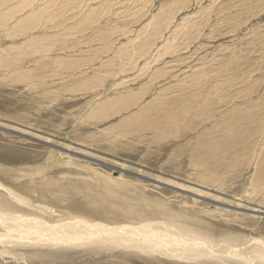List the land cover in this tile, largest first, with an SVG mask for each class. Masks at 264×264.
<instances>
[{
    "label": "rangeland",
    "instance_id": "rangeland-1",
    "mask_svg": "<svg viewBox=\"0 0 264 264\" xmlns=\"http://www.w3.org/2000/svg\"><path fill=\"white\" fill-rule=\"evenodd\" d=\"M0 128L69 151L0 130V192L48 224L264 241V0H0ZM8 240L0 264H211Z\"/></svg>",
    "mask_w": 264,
    "mask_h": 264
},
{
    "label": "bare ground",
    "instance_id": "bare-ground-1",
    "mask_svg": "<svg viewBox=\"0 0 264 264\" xmlns=\"http://www.w3.org/2000/svg\"><path fill=\"white\" fill-rule=\"evenodd\" d=\"M47 183L50 187L57 185V182ZM10 194V191L0 192V225L4 231L0 233V241L9 238L10 244L14 243L16 246L23 243L28 248L40 246L47 249H71L82 245L97 249L119 244L130 250H148L149 253L158 252L187 260L204 259L211 264H251L242 251L243 247L254 246L258 264H264L263 240L218 233L207 234L180 224H165L161 227L159 223L142 222L111 226L99 221L81 219L79 216L61 224H48L40 217L41 213H45L41 202L35 207L32 206L33 208L23 209L22 202L16 203V199H11ZM39 194L44 198L47 192L43 190ZM249 211L264 214L258 209ZM34 255L38 256L39 253Z\"/></svg>",
    "mask_w": 264,
    "mask_h": 264
},
{
    "label": "water",
    "instance_id": "water-1",
    "mask_svg": "<svg viewBox=\"0 0 264 264\" xmlns=\"http://www.w3.org/2000/svg\"><path fill=\"white\" fill-rule=\"evenodd\" d=\"M0 130L3 131V132H7V133H11V134L17 135V136L22 137V138H25V139H29V140H32V141L38 142V143H40V144H42V145H45V146L51 147V148H53V149H55V150H58V151H64V152L69 153V151L63 150V149H61V148H59V147L51 146V145H49V144H47V143H43V142H40V141H37V140H34V139H30V138H27L26 136L19 135V134H17V133H13V132H11V131H7V130L1 129V128H0ZM164 186H165V185H164ZM166 187H167V186H166Z\"/></svg>",
    "mask_w": 264,
    "mask_h": 264
}]
</instances>
